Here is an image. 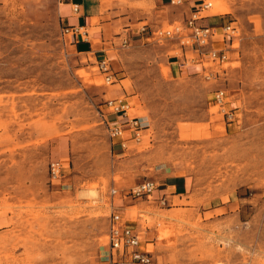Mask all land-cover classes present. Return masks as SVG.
<instances>
[{"label": "rangeland", "instance_id": "obj_1", "mask_svg": "<svg viewBox=\"0 0 264 264\" xmlns=\"http://www.w3.org/2000/svg\"><path fill=\"white\" fill-rule=\"evenodd\" d=\"M63 3L0 0V264H111L113 211L152 264H264V0H96L89 53L63 34ZM202 3L224 61L148 38ZM117 99L150 123L136 140L110 136ZM145 181L177 188L132 198Z\"/></svg>", "mask_w": 264, "mask_h": 264}, {"label": "built area", "instance_id": "obj_2", "mask_svg": "<svg viewBox=\"0 0 264 264\" xmlns=\"http://www.w3.org/2000/svg\"><path fill=\"white\" fill-rule=\"evenodd\" d=\"M172 5L180 4L181 0H170ZM210 7V4L202 3L197 9L190 13V16L186 19L184 26L181 28H175L174 31H162L160 29L150 30V37L158 42L163 40L176 39L180 41L182 49H189L191 53V59L185 58V63H191L192 65L203 66L205 60L222 62L226 59V56L221 51L209 48L210 39L212 37V31L209 27L200 25V21L204 18L201 13ZM74 11L77 12L75 6ZM147 26H142L139 32L143 33L147 30ZM189 30L190 33L187 36L182 34L183 31ZM230 27H226L223 31H230ZM63 34L70 36L71 38H77L80 36V30L75 27H64L62 29ZM189 39L191 44L183 42L184 39ZM98 69L104 74L106 81L110 82L112 77L110 73L109 65L105 60L100 61ZM181 65H184L183 63ZM186 65V64H185ZM223 93L221 91L215 94V100L221 102ZM106 114L113 117H119L122 122L113 124L109 128L110 136L117 137L122 132H129L132 139H138V134L147 130L150 127V123L145 117H129L128 109L129 104L121 99L108 100L105 105ZM104 111V112H105ZM123 146V144H121ZM49 171L52 179L60 177V165L57 162H50ZM156 185L152 181H145L137 185L129 195L132 198L146 197L150 198L152 192L156 189ZM115 190L111 191L114 195ZM164 203V202H162ZM108 258L111 264L117 263H130V264H152L151 252L141 249V241L138 232L125 225L120 214L117 211H113L109 218L108 225Z\"/></svg>", "mask_w": 264, "mask_h": 264}, {"label": "crops", "instance_id": "obj_3", "mask_svg": "<svg viewBox=\"0 0 264 264\" xmlns=\"http://www.w3.org/2000/svg\"><path fill=\"white\" fill-rule=\"evenodd\" d=\"M163 4H168L169 0H160ZM77 7V12L74 11V7ZM98 5L96 0H64L63 3V15H62V22L65 26L68 27H75L79 30L81 29H90L91 21L93 17L97 16L98 13ZM97 35H89L88 33H84V38H76L75 47L78 48L80 53H89L93 49V42L92 39H96ZM171 64H175L176 70L180 71L183 67L180 65V62H171ZM121 123L122 120L119 117H112L111 122L112 124ZM122 133H125L122 132ZM121 146V145H120ZM113 149H119V146H114ZM177 185L174 183L165 184L162 188H156L150 198L156 194L155 198H159L160 202L166 201V193L170 190H175ZM173 197V196H172ZM155 201V199H153Z\"/></svg>", "mask_w": 264, "mask_h": 264}, {"label": "bare ground", "instance_id": "obj_4", "mask_svg": "<svg viewBox=\"0 0 264 264\" xmlns=\"http://www.w3.org/2000/svg\"><path fill=\"white\" fill-rule=\"evenodd\" d=\"M210 6H212V3L210 4ZM84 74V73H83Z\"/></svg>", "mask_w": 264, "mask_h": 264}]
</instances>
